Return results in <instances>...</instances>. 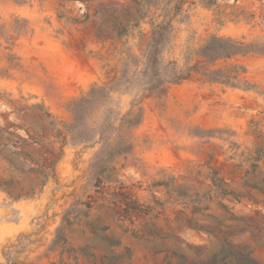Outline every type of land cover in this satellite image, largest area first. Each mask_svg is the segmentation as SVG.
Here are the masks:
<instances>
[{
  "label": "rangeland",
  "instance_id": "1",
  "mask_svg": "<svg viewBox=\"0 0 264 264\" xmlns=\"http://www.w3.org/2000/svg\"><path fill=\"white\" fill-rule=\"evenodd\" d=\"M151 4L0 0V264H264V55L207 65L243 64L233 86L171 82L211 35L264 42V0ZM96 83L111 97L70 127ZM138 108L132 151L96 180L97 132Z\"/></svg>",
  "mask_w": 264,
  "mask_h": 264
},
{
  "label": "trees",
  "instance_id": "2",
  "mask_svg": "<svg viewBox=\"0 0 264 264\" xmlns=\"http://www.w3.org/2000/svg\"><path fill=\"white\" fill-rule=\"evenodd\" d=\"M17 2H23L25 0H16ZM157 0H145V3L152 5L151 2ZM173 30L171 20H166L153 27L151 39L149 43L148 60L153 68L154 75L158 76V64L160 62V54L162 52L163 44L166 42ZM248 53H259L264 55V42H242L233 37H224L219 35H211L206 42L198 49V55L204 60L197 62L180 73H176L171 82L179 83L190 76L193 72L203 70L204 74L210 81L222 82L229 85H235L240 71H245L246 67L243 64H230L225 68L220 67H207V65L213 66L219 60L231 59L237 55H246ZM205 66L204 68H201ZM164 80L158 78L157 84L153 88H164ZM114 89L108 86L94 84L91 86L89 92L80 98L73 99L68 103L70 111L74 115V123L70 124V127L75 125V121L80 118V130L81 126L85 125L87 120L92 115V110H97V105L102 101L111 97V92ZM163 90V89H162ZM98 111V110H97ZM96 111V112H97ZM142 120V108L131 109L126 114L122 115L118 119V124L115 121H109L106 126H102L97 132L99 142H102V147L95 154L94 160L91 163V173L95 176L96 180L104 174V172L122 156L129 154L133 149V143L130 139L131 129L141 123ZM107 131L111 134L114 132V141H111L109 137L105 138ZM112 136V135H111ZM261 149H258L256 160L262 158ZM100 181V180H99ZM98 181V182H99ZM11 181L5 182L9 185ZM0 182V188L2 186ZM163 184V183H162ZM175 192L181 196L187 195V192L183 189H174ZM125 200L127 207L132 210L137 208H131ZM143 208V207H139ZM139 211L141 209H138ZM143 210V209H142ZM16 264V263H13Z\"/></svg>",
  "mask_w": 264,
  "mask_h": 264
}]
</instances>
